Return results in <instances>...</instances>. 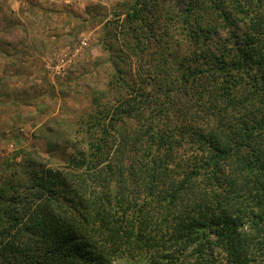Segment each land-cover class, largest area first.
Segmentation results:
<instances>
[{
    "label": "trees",
    "instance_id": "trees-1",
    "mask_svg": "<svg viewBox=\"0 0 264 264\" xmlns=\"http://www.w3.org/2000/svg\"><path fill=\"white\" fill-rule=\"evenodd\" d=\"M163 2L106 24L114 97L67 165L2 175L0 264H264V0Z\"/></svg>",
    "mask_w": 264,
    "mask_h": 264
},
{
    "label": "rangeland",
    "instance_id": "rangeland-1",
    "mask_svg": "<svg viewBox=\"0 0 264 264\" xmlns=\"http://www.w3.org/2000/svg\"><path fill=\"white\" fill-rule=\"evenodd\" d=\"M126 1L129 0H62L58 7L46 9L38 1H23L17 17L27 16L24 13L28 10L33 15L35 7L41 17L39 29L47 33L53 24L56 27L58 24L59 28H53L47 36L34 37L40 46L48 47L52 43L48 63L39 58L41 53H38L37 64L32 63L29 68L18 60L8 67L11 77L6 79L10 85L9 81L5 85L3 80L0 81L3 84L0 86V179L14 163L24 159L42 162L52 168L67 165L78 118L91 109L93 96L107 92L110 82L115 80L114 62L107 45L111 43L119 48L124 45L118 28H107L106 24L115 20V14ZM178 1L171 0L179 11L181 8L175 7L174 3L185 5ZM166 2L164 0L163 4ZM46 13L54 16L51 22L45 17ZM206 16L208 20L212 19V15ZM168 31L172 33L176 29ZM126 58V69L132 67L131 74L136 76L140 59L129 53ZM60 64L63 67L58 68ZM41 70L44 74L38 76ZM9 87L13 94L8 91ZM113 97L114 94L107 92L106 98Z\"/></svg>",
    "mask_w": 264,
    "mask_h": 264
},
{
    "label": "crops",
    "instance_id": "crops-1",
    "mask_svg": "<svg viewBox=\"0 0 264 264\" xmlns=\"http://www.w3.org/2000/svg\"><path fill=\"white\" fill-rule=\"evenodd\" d=\"M23 1L24 0H0V34L2 35L0 37V41L2 39L4 40L3 43L0 42V60H2L3 62L0 63V73L3 75L2 76L0 74V81L3 80L2 83L4 85L7 84V81H9L8 79H6V77H11L8 67L14 66V63H16L18 60L20 64H24L26 66L25 68H29L30 64H37L38 53H41V56L39 58L42 57L44 61L49 62V60L51 59L50 52H52V43H50L49 41L50 44L48 47H45V45L40 46L37 38L35 39L34 37L36 35L39 36V34H44L47 36V33L49 34L53 32V28H59L58 24L57 27L53 24L51 25L52 27H49L47 29V33L44 32V29H39V19L41 17L38 16V13H36L37 8L35 7V13L33 12L35 16H33L34 14L32 15L31 10H28L27 13H24L27 14V16L17 17L16 14L19 8L23 6L21 5L23 4ZM36 1L39 2L43 9H46L48 8V6L58 7L59 4L61 5L62 0H55V2L54 0H35V2ZM27 3L29 4V2ZM45 17L48 18L50 22L54 19V16L48 15L47 13L45 14ZM12 72L13 71L11 70V73ZM40 74L43 75V71L38 73V76ZM3 84H0V86H3ZM8 91L13 94V89L11 90L10 87Z\"/></svg>",
    "mask_w": 264,
    "mask_h": 264
},
{
    "label": "built area",
    "instance_id": "built-area-1",
    "mask_svg": "<svg viewBox=\"0 0 264 264\" xmlns=\"http://www.w3.org/2000/svg\"><path fill=\"white\" fill-rule=\"evenodd\" d=\"M62 61H63V59H62ZM60 65H61V64H60ZM61 67H63V65L59 66L58 68H61Z\"/></svg>",
    "mask_w": 264,
    "mask_h": 264
}]
</instances>
